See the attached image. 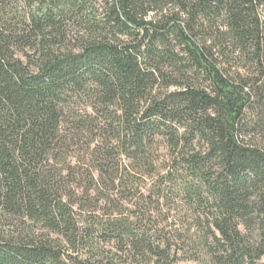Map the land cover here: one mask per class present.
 Returning a JSON list of instances; mask_svg holds the SVG:
<instances>
[{"label":"trees","instance_id":"trees-1","mask_svg":"<svg viewBox=\"0 0 264 264\" xmlns=\"http://www.w3.org/2000/svg\"><path fill=\"white\" fill-rule=\"evenodd\" d=\"M264 264V0H0V264Z\"/></svg>","mask_w":264,"mask_h":264},{"label":"rangeland","instance_id":"rangeland-1","mask_svg":"<svg viewBox=\"0 0 264 264\" xmlns=\"http://www.w3.org/2000/svg\"><path fill=\"white\" fill-rule=\"evenodd\" d=\"M179 264H199V263L193 261H186V262H180Z\"/></svg>","mask_w":264,"mask_h":264}]
</instances>
